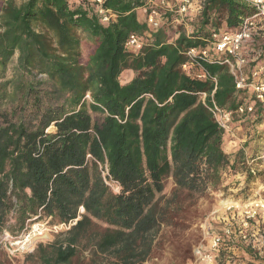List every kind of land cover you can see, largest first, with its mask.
<instances>
[{"label": "trees", "instance_id": "trees-1", "mask_svg": "<svg viewBox=\"0 0 264 264\" xmlns=\"http://www.w3.org/2000/svg\"><path fill=\"white\" fill-rule=\"evenodd\" d=\"M145 5L104 0L117 17L103 24L89 0H0V240H16L37 222L77 219L26 252L29 264H77L83 250L89 264H143L160 228L177 225L187 198L237 164L208 108L242 101L234 76L225 65L206 64L218 78L212 94L211 82L189 78L182 65L184 52L236 29L254 7L203 0L191 34L179 29L173 38L163 27L134 55L125 43L147 31L137 12ZM127 69L134 77L123 83Z\"/></svg>", "mask_w": 264, "mask_h": 264}, {"label": "rangeland", "instance_id": "rangeland-1", "mask_svg": "<svg viewBox=\"0 0 264 264\" xmlns=\"http://www.w3.org/2000/svg\"><path fill=\"white\" fill-rule=\"evenodd\" d=\"M169 1L175 11L180 1ZM192 1L185 23L165 22L164 27L170 28L171 36L174 37L179 29L191 34L197 27L198 6L203 0ZM142 10L140 19L145 20ZM84 51H88V46ZM16 65L17 55L10 62L6 79L13 77ZM39 77L46 78L42 74ZM132 77V70L124 71L121 81L126 83ZM93 116L99 118L97 113ZM30 117L29 113L23 115L27 120ZM48 130L52 131L54 127L51 125ZM224 138V151L231 162H237L236 166L226 169L220 181L209 185L204 193L187 198L177 225L160 228L152 255L143 264H264V158H260L264 155V113L254 121L248 119L236 123L233 132L225 134ZM251 169L255 172L252 173L253 178H249ZM173 188V179L169 178L162 195L168 197ZM37 223L44 225L45 230L24 251L22 244L18 243L20 238L11 239L6 234L0 240L3 251L0 252V264H29L25 261L26 252L32 251L38 242L52 241L57 233L69 228ZM226 229L231 231L229 237L224 235ZM221 234L225 236V241L219 251L212 252V237ZM199 247L206 253L216 254V257L210 262H202L196 255ZM90 258V251L83 250L77 264H89Z\"/></svg>", "mask_w": 264, "mask_h": 264}, {"label": "built area", "instance_id": "built-area-1", "mask_svg": "<svg viewBox=\"0 0 264 264\" xmlns=\"http://www.w3.org/2000/svg\"><path fill=\"white\" fill-rule=\"evenodd\" d=\"M95 4V13L99 16L103 24H109L116 20V14L112 10L104 7V0H89ZM178 8L175 12L178 17L172 22L182 23L188 17L192 0H179ZM254 7L255 13L245 18L236 29H221L196 47L188 49L185 53L186 62L182 65L183 73L191 79L199 81H209L214 85V94L218 85V78L212 75L206 68V64H220L229 68L234 76L235 87L239 92L242 101L234 109L223 108L214 101L208 106L214 120L224 134H231L236 123L250 119L254 121L262 116L264 112V42L258 45L260 40H264V0H247ZM202 4V2H201ZM199 4V9L201 8ZM145 13L147 31L144 35L131 34L126 43L125 49L134 55L139 54L146 45L147 39L153 33L164 27L169 20V13L174 12L169 0H146V5L141 7ZM189 34V33H187ZM242 93V95H240ZM206 92H201V100L206 105ZM88 97V96H87ZM260 158H264L260 156ZM254 174V170L251 169ZM106 174V172L104 173ZM107 183L116 191L119 188L112 183ZM84 212L81 207L80 213ZM77 219L72 221L70 227ZM45 226L36 223L32 228L23 233L19 238L23 251L28 248L32 241L42 235ZM224 235L229 237L231 231L225 230ZM214 235L211 240V251H219L220 246L225 241V236ZM196 255L202 262H210L216 257L214 253H206L199 247Z\"/></svg>", "mask_w": 264, "mask_h": 264}, {"label": "crops", "instance_id": "crops-1", "mask_svg": "<svg viewBox=\"0 0 264 264\" xmlns=\"http://www.w3.org/2000/svg\"><path fill=\"white\" fill-rule=\"evenodd\" d=\"M198 7H199V6H198ZM198 9H199V8H198ZM140 10H141V8H139V9L137 10L139 17H140ZM142 11H143V10H142ZM198 11H199V10H198ZM192 12H194V11L192 10ZM143 13H144V11H143ZM198 13H199V12H197V15H198ZM144 14H145V13H144ZM180 32H181V31H178L177 34H174V37H173V38H176V37L180 34ZM188 33H189V32H188ZM127 70H129V69H127ZM127 70H125V71H127ZM130 71H131V70H130ZM123 73H124V72H123ZM132 78H133V77H132ZM132 78H131V79H132ZM131 79H130V80H131ZM130 80H128V81H130ZM225 152H226V151H225Z\"/></svg>", "mask_w": 264, "mask_h": 264}]
</instances>
